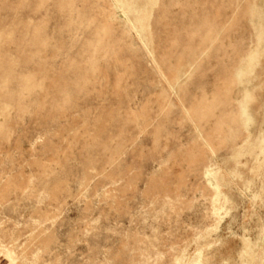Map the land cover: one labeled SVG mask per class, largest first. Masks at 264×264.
Listing matches in <instances>:
<instances>
[{"label":"rangeland","instance_id":"rangeland-1","mask_svg":"<svg viewBox=\"0 0 264 264\" xmlns=\"http://www.w3.org/2000/svg\"><path fill=\"white\" fill-rule=\"evenodd\" d=\"M0 264H264V0H0Z\"/></svg>","mask_w":264,"mask_h":264}]
</instances>
